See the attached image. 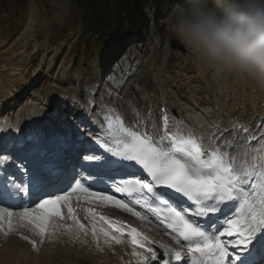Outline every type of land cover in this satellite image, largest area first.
Wrapping results in <instances>:
<instances>
[{
    "label": "snow or ice",
    "instance_id": "obj_1",
    "mask_svg": "<svg viewBox=\"0 0 264 264\" xmlns=\"http://www.w3.org/2000/svg\"><path fill=\"white\" fill-rule=\"evenodd\" d=\"M67 97L85 113L95 104L91 88ZM96 111V135L83 121L24 130L0 118V233L39 252L59 231L90 230L98 251L130 244L137 264H264V135L235 118L205 136L164 108L157 121L129 105L131 123L109 105ZM101 207L155 223L171 240L159 242Z\"/></svg>",
    "mask_w": 264,
    "mask_h": 264
},
{
    "label": "rangeland",
    "instance_id": "obj_2",
    "mask_svg": "<svg viewBox=\"0 0 264 264\" xmlns=\"http://www.w3.org/2000/svg\"><path fill=\"white\" fill-rule=\"evenodd\" d=\"M7 1L9 0H0V78L6 76L7 79L11 78L9 77L11 76V69H23L24 61H26L23 57L25 55L21 56L23 59L19 55L29 53L33 45L39 43L44 47L41 54H46L44 73L41 76L42 81L37 84L35 89L29 90L27 93L22 92L20 108L29 105L33 106L31 108L41 107L47 100L51 99L54 87L60 86L67 80L64 79V67L62 65L66 60H70V72L80 75L84 79L86 87L92 89L95 93V105L99 104L101 98L107 96V88L115 91L114 85L119 86L120 92H125L124 97L125 94L130 96V101L133 102L134 106L136 105L135 95L140 90L160 87V92L162 86L169 85L171 91L178 92L177 94H180L179 96L183 100L192 97L203 106L209 100L218 101L220 110L226 116L231 115L234 108L249 104L251 105H248L250 109L254 108L251 112L258 121L260 113L264 110V97L253 100L251 99V90L245 86L233 83L231 80H214L211 72L205 74L196 67L187 52L182 53L177 49H171L170 44L173 39L168 34L166 19L174 5L170 9L162 6L156 13L148 10L151 15L161 14L162 21L159 26L152 25L147 34L146 47H142L141 51L138 48L129 49L126 54L127 57L124 58L125 66L122 68L118 65L113 71L112 68L107 71L106 66L108 64L106 63L104 66L99 63L101 59L111 53V43L102 47L101 53L93 56L79 70L75 69L71 48L76 42L75 38L81 27L76 15H74L71 0H28L26 8L23 10L15 7L11 1L5 9L3 2L6 3ZM59 50H62L63 54L59 59H56V53ZM169 76L173 79L171 84L167 82ZM14 77L17 78L18 75ZM145 81L148 84H145ZM147 89L145 91H148ZM115 96L120 97L119 100L122 102L123 99L117 92H114ZM226 97L230 102L223 107ZM108 98V102H112L114 99L110 95ZM123 112L121 111L124 116ZM258 125L260 131H264V117L262 122H258ZM23 232L31 235L30 231L24 230ZM18 236L15 237L32 250L29 253V264H33L36 258L33 254L32 245ZM83 236L86 241L82 243L76 240L66 244L61 240L60 246L55 247L54 259H49L47 256L48 259L43 260L42 264H47L48 261L49 264H105L106 261L104 260H109L110 264H137L128 244L114 245V254L113 251L106 248L97 260L88 258L83 246L88 245V241L93 242L91 231L89 230L85 235L82 233L81 237ZM7 237L14 241L13 236H5L0 233V250L4 249L3 245L8 240ZM56 241L57 239L54 238L53 244ZM16 252L17 249L16 251L13 250L11 255H16ZM0 259V264H7L2 260L1 255ZM9 264L12 263L9 262Z\"/></svg>",
    "mask_w": 264,
    "mask_h": 264
},
{
    "label": "bare ground",
    "instance_id": "obj_3",
    "mask_svg": "<svg viewBox=\"0 0 264 264\" xmlns=\"http://www.w3.org/2000/svg\"><path fill=\"white\" fill-rule=\"evenodd\" d=\"M43 48L44 47H42L39 43H37L33 45V48L29 53L27 54L21 53L19 57L25 55L23 57L26 60L24 61L25 65H23V69H11L10 70L11 76L9 77H11L12 79L11 78L7 79L8 78L7 76H6L7 78L6 77L0 78V115H1L0 118L9 122L18 121L21 128L24 130L40 129V128L47 129L50 126L55 127L57 130H60L62 125L74 126L76 123H81L83 121V123L86 122V124L81 123V127L88 131L90 130L89 129L91 126L90 123L93 122V120L101 119V117L97 114L96 111L97 107L99 105L106 104L111 107H114L119 112V114L124 119H126L127 122L129 123L132 122L133 116L129 111V105L134 106V104L133 102L130 101L129 95L127 96L125 94L124 97L125 92L123 93L120 91L117 92L123 99L122 102L119 100L120 97L119 98L116 96L114 97V95H110L111 98H114L113 101L108 102L109 94L107 88L106 89L107 96L101 98L99 104L97 105L94 104V106L91 109H89L88 113H85L84 109L82 108L75 107L72 99L68 98L67 94L74 93L75 95L80 96L81 93L87 90L88 88L86 87L84 79L81 78L80 75L76 73L78 75L77 77L76 74L70 72L71 71L70 60H66L62 65L64 67L63 76L64 79L67 80L64 83L60 84V86L54 87L53 89L54 93L52 94V98L50 97L52 100L51 99H49L50 101L47 100L41 107L36 106V108H31L33 106H30L28 104L29 106H24L25 108L22 107L24 109L20 108L19 105L21 104L20 99L22 98V92L25 91V93H27L29 90L31 91L32 89H35V87L38 84V78L42 76V74L44 73V68H45L44 59L46 57L45 56L46 54L45 53L44 55H42L43 53L41 54ZM56 54H57L56 59H59V57L62 56L63 52L62 50H59ZM15 75H18V77L15 78L14 77ZM73 76H75L76 81L75 78H73ZM167 82L171 84L173 82L172 77L170 76L167 77ZM145 84H148L147 81H145ZM165 87L162 86L163 90L161 89L160 92H159L160 87H154V88L151 87L150 90H148L147 88L140 90L137 93V95H135L136 105L134 107L140 110L142 113H147L149 110H151L153 116L157 118V121H159L161 109L164 108L168 113H170L171 116L175 117L177 120L182 119L189 128L193 129V131L203 133L205 134V136L208 134V132L211 131L212 124L220 123L222 119L223 127L230 128L231 126L230 122L234 118L237 120V122L242 123L244 125L246 124L245 126L248 127L250 132L253 135H255L258 139L261 135H264V131H260V129L258 128L260 124L257 126L258 122L259 123L262 122L261 120L264 117V110H262V112L260 113L258 121H256V116L253 115V112H251V110L253 111L254 108L250 109L249 106L251 105L249 104H247V106L241 105L238 108H234L233 111L231 112V115L226 116L224 115V112L220 110L219 103L216 100L214 101L209 100L203 106L199 104L197 99L191 97L190 99L188 98V100L186 99L183 100L179 96L180 94L179 95L177 94L178 92L171 91V87H169V85ZM145 89H147L148 91H145ZM113 92L116 93V90ZM158 93H160L159 96ZM62 94L65 96V98L63 99L61 98ZM228 100H229L228 97H226V100L224 101V105H222L223 107L230 102V101L228 102ZM121 111L122 112L124 111L123 114L125 117L122 115ZM50 113H55L56 114L55 117L50 116L49 115ZM69 114H72V117L66 121L65 119ZM87 117H89L88 120L90 121L86 120ZM97 131H99L98 127H97ZM252 143L255 144L256 141L254 140L252 141ZM262 159H264V156H262ZM99 210L106 215H109L116 219L123 220L128 224L140 228L141 230L145 231L150 237L156 239L159 242L168 243L171 240V238L168 235H166L164 232H162L159 228L154 227L152 224H148L147 222L140 221L137 218L132 217L128 213L113 211L103 207H101ZM78 215L85 224H88V221L85 219L86 214L83 211V208L80 206H78ZM63 223L71 224V221H64ZM17 229L20 232L22 230L28 231V229L20 228L18 225H17ZM80 233L84 234L83 230L77 231L76 228L73 227V232L71 234L66 235V233H64L63 231H59L57 233V236L55 237L57 241L54 244L53 241L49 242L48 239H45L44 243L40 245V251L39 252L33 251V254L35 255L36 258L34 259L33 264H42L43 260L48 259L47 256H49V259H54V253L56 251L55 247L57 245L60 246L59 243L61 240L64 241V243L66 244L67 243L70 244L72 243V241L75 242L76 240L81 241V243L83 241H86V239H84L85 237L84 236L81 237ZM11 236H13L14 241H12L10 238L7 237L8 240L5 242V245H3L4 249L2 248L0 250V255L2 257V260L7 264H9V262L12 264H29L30 261L29 253L32 250L26 244L24 245L19 240V238L15 237L16 235H11ZM88 243H89L88 245L85 244V246H83V248H85L84 250L86 251L88 258L97 260L101 252L98 251L94 240L93 242L88 241ZM172 244L174 245V242H172ZM128 248L131 250V245L128 244ZM16 249H17L16 255H11V252L13 250L16 251ZM164 259H169V257L166 256L164 257ZM104 261H106L104 262L105 264H110L109 260L108 261L104 260ZM151 262L152 261H150L149 264ZM176 263L177 262L175 260H172V264H176ZM47 264H49V261L47 262Z\"/></svg>",
    "mask_w": 264,
    "mask_h": 264
},
{
    "label": "clouds",
    "instance_id": "obj_4",
    "mask_svg": "<svg viewBox=\"0 0 264 264\" xmlns=\"http://www.w3.org/2000/svg\"><path fill=\"white\" fill-rule=\"evenodd\" d=\"M166 24L202 72L264 97V0H179Z\"/></svg>",
    "mask_w": 264,
    "mask_h": 264
},
{
    "label": "trees",
    "instance_id": "obj_5",
    "mask_svg": "<svg viewBox=\"0 0 264 264\" xmlns=\"http://www.w3.org/2000/svg\"><path fill=\"white\" fill-rule=\"evenodd\" d=\"M11 1L15 7L25 9L28 0H9L3 2L4 8ZM74 15L80 23L81 31L73 44L71 53L74 55V66L81 68L93 56L100 53L109 41L114 43L117 55L123 54L124 43L129 35H137L138 44L131 43L129 48L145 46L147 34L152 27L162 21L161 14L156 13L160 7H172L179 0H71ZM75 29V27H74ZM122 68L125 66L123 57L119 59Z\"/></svg>",
    "mask_w": 264,
    "mask_h": 264
},
{
    "label": "water",
    "instance_id": "obj_6",
    "mask_svg": "<svg viewBox=\"0 0 264 264\" xmlns=\"http://www.w3.org/2000/svg\"><path fill=\"white\" fill-rule=\"evenodd\" d=\"M170 45H171L172 49H178L182 53L186 52V50L179 43L175 42L174 40L171 41Z\"/></svg>",
    "mask_w": 264,
    "mask_h": 264
}]
</instances>
